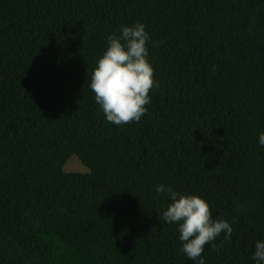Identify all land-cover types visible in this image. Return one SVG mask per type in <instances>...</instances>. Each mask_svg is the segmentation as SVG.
Listing matches in <instances>:
<instances>
[{"label":"trees","instance_id":"16d2710c","mask_svg":"<svg viewBox=\"0 0 264 264\" xmlns=\"http://www.w3.org/2000/svg\"><path fill=\"white\" fill-rule=\"evenodd\" d=\"M136 23L158 87L116 125L90 80ZM261 133L264 0H0V264H194L160 184L232 225L205 264H256ZM73 155L89 170L67 171Z\"/></svg>","mask_w":264,"mask_h":264},{"label":"clouds","instance_id":"9594fccd","mask_svg":"<svg viewBox=\"0 0 264 264\" xmlns=\"http://www.w3.org/2000/svg\"><path fill=\"white\" fill-rule=\"evenodd\" d=\"M108 47L98 59L90 80L95 101L106 120L116 125L139 122L151 103L150 91L158 87L155 69L149 60L150 35L143 23L124 26L120 35L107 37ZM264 146V133L259 136ZM157 193H167L170 203L159 219L177 223L181 251L194 264H205V247L222 233L230 239L233 227L228 220L213 219L209 202L198 194H182L171 186L160 184ZM215 247V245H213ZM264 264V240L255 245L252 257Z\"/></svg>","mask_w":264,"mask_h":264},{"label":"rangeland","instance_id":"374dc122","mask_svg":"<svg viewBox=\"0 0 264 264\" xmlns=\"http://www.w3.org/2000/svg\"><path fill=\"white\" fill-rule=\"evenodd\" d=\"M67 171H88V167L78 158V156L73 155L71 159L66 164Z\"/></svg>","mask_w":264,"mask_h":264}]
</instances>
